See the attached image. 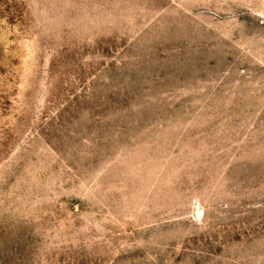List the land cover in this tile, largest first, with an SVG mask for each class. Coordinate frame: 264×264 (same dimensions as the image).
Masks as SVG:
<instances>
[{
	"label": "rangeland",
	"instance_id": "rangeland-1",
	"mask_svg": "<svg viewBox=\"0 0 264 264\" xmlns=\"http://www.w3.org/2000/svg\"><path fill=\"white\" fill-rule=\"evenodd\" d=\"M0 264H264V0H0Z\"/></svg>",
	"mask_w": 264,
	"mask_h": 264
}]
</instances>
